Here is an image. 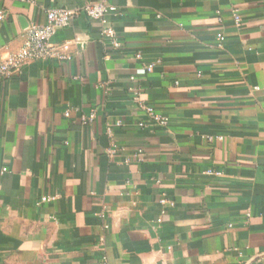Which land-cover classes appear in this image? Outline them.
<instances>
[{"label": "crops", "instance_id": "crops-1", "mask_svg": "<svg viewBox=\"0 0 264 264\" xmlns=\"http://www.w3.org/2000/svg\"><path fill=\"white\" fill-rule=\"evenodd\" d=\"M87 1L0 0V61ZM106 1L120 48L81 15L52 37L70 59L0 79V264H264V0Z\"/></svg>", "mask_w": 264, "mask_h": 264}, {"label": "built area", "instance_id": "built-area-1", "mask_svg": "<svg viewBox=\"0 0 264 264\" xmlns=\"http://www.w3.org/2000/svg\"><path fill=\"white\" fill-rule=\"evenodd\" d=\"M30 1L33 0H23ZM111 14H116L115 8L110 6L106 0H88L84 5L75 8L66 7H51L46 11V21L44 23L31 24L27 29V36L23 46L12 53L8 58L0 61V79L7 80L14 74L18 73L22 66L29 60H48V59H70L69 53L66 51L71 45V41L63 44V51L59 50L57 46L52 42V37L59 28L69 26L73 20L81 15H85L92 20L99 21L101 24V34L104 40L111 43L115 48H120L122 42L119 39L117 31L111 22ZM2 17V16H1ZM234 22L237 26H240L243 21V16L238 9L233 11ZM220 42L224 40L223 34H218ZM155 63H150L139 67L136 70L137 75L152 74L154 72ZM134 79V77L132 78ZM130 94L137 103L138 109L146 117L144 121H140L141 127L155 126L165 128L169 125V117L163 113L154 104H151L142 98L143 90L138 86L130 88ZM70 110L66 111V115L69 116ZM95 113L84 114L81 117V123L85 126H91L95 122ZM122 125V120H117L115 124L109 128V133L112 134L113 127H119ZM223 139L222 135L209 136V140ZM139 149L134 153L136 160L140 163L145 161V156L139 154L142 152ZM109 155L116 152V146H111L107 149ZM132 158L127 159L128 161ZM7 167L2 168V173L7 171ZM209 175L219 176V171L209 169L206 171ZM52 196H43L41 201L47 202L52 200ZM167 198L163 197L161 202H167ZM252 216V213H247V220Z\"/></svg>", "mask_w": 264, "mask_h": 264}, {"label": "water", "instance_id": "water-1", "mask_svg": "<svg viewBox=\"0 0 264 264\" xmlns=\"http://www.w3.org/2000/svg\"><path fill=\"white\" fill-rule=\"evenodd\" d=\"M21 23H22L23 27L29 25L27 20H25L24 18H21Z\"/></svg>", "mask_w": 264, "mask_h": 264}, {"label": "trees", "instance_id": "trees-1", "mask_svg": "<svg viewBox=\"0 0 264 264\" xmlns=\"http://www.w3.org/2000/svg\"><path fill=\"white\" fill-rule=\"evenodd\" d=\"M146 75V74H145ZM148 75V74H147Z\"/></svg>", "mask_w": 264, "mask_h": 264}]
</instances>
